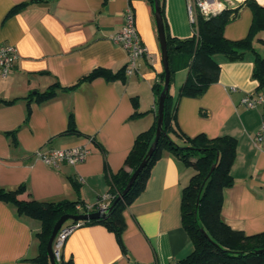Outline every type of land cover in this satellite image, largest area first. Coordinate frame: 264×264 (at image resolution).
<instances>
[{"label":"crops","instance_id":"0c3cea01","mask_svg":"<svg viewBox=\"0 0 264 264\" xmlns=\"http://www.w3.org/2000/svg\"><path fill=\"white\" fill-rule=\"evenodd\" d=\"M236 16L225 24L224 36L246 37L252 9L264 0H233ZM29 2L9 13L10 9ZM167 32L176 39L193 35L186 0H161ZM131 6L135 26L147 55L135 71L125 73L126 50L113 41ZM9 43L16 59L7 76L0 74V186H25L20 198L78 201L95 205L113 196L111 176L125 166L136 135L156 122L158 82L163 65L154 2L150 0H0V45ZM264 54V29L253 38ZM216 82L199 96L177 99L187 67L172 75L169 92L175 124L188 136L229 135L237 140L230 169L233 184L223 190L221 218L246 235L264 232V151L254 141L263 105L248 108L247 94H258L252 77L254 55L229 61L217 54ZM95 69L122 70L124 76L83 79ZM55 87V95L37 101L34 93ZM73 87H69L72 86ZM76 132H68L70 117ZM181 144V142H180ZM84 145L85 160L75 165H46L35 155L41 148ZM194 170L174 153L164 151L152 164L144 189L123 210L122 249L115 233L101 223L84 224L67 236L61 256L72 264H176L192 251L182 224L181 193ZM40 222L17 214L0 201V264H36V233Z\"/></svg>","mask_w":264,"mask_h":264},{"label":"trees","instance_id":"16d2710c","mask_svg":"<svg viewBox=\"0 0 264 264\" xmlns=\"http://www.w3.org/2000/svg\"><path fill=\"white\" fill-rule=\"evenodd\" d=\"M153 4V0H150ZM163 18V7L158 0ZM29 2H23L10 9L12 13ZM252 9V21L246 37L231 40L224 36L226 23L237 14L236 8H228L208 19L201 15L197 17V24L193 27V35L186 39H176L167 32L164 23L170 83L172 75L178 67H187V76L178 89L177 99L185 96H199L206 88L216 82L220 74V65L215 59L217 54L229 61L243 59L246 52L254 55L252 77L257 80V92H264V54L259 53L253 46L256 33L264 29V7L255 1H247ZM103 76L114 79L124 76L123 69L109 72L95 69L83 79ZM164 71L154 85L157 99L163 88ZM69 86V87H73ZM53 85L42 92H35L37 101H44L55 95ZM170 87V85H169ZM177 99L172 100L170 92L164 102L162 131L158 142L147 159L143 169L138 174L128 192L117 199L118 194L127 184L132 172L144 158L149 149L156 129V122L150 128L139 132L126 158L125 166L117 174L111 176L112 192L111 204L115 201L110 212L100 219L88 221H66L70 226L74 223H101L113 231L122 249V231L125 227L123 210L130 205L146 184L150 167L163 154L169 151L176 154L188 167L194 170L188 183L181 193L182 224L190 235L192 251L176 264H264V232L256 235H246L240 230L232 229L221 218L223 190L233 184L230 169L236 153V138L229 135L208 137L204 133L193 137L186 135L175 124V105ZM10 103L13 100H0ZM67 131L76 132L73 120L69 117ZM262 121H264V104ZM181 142V144H180ZM212 166H214L211 171ZM25 191L24 185L14 189L0 186V201L11 203L17 214L27 215L40 222V230L36 233L39 243V254L33 259L36 264H50L46 252V244L56 220L65 213L80 214L76 210L78 201H39L31 197L20 198ZM57 264H72L71 261H56Z\"/></svg>","mask_w":264,"mask_h":264},{"label":"built area","instance_id":"2783aa9c","mask_svg":"<svg viewBox=\"0 0 264 264\" xmlns=\"http://www.w3.org/2000/svg\"><path fill=\"white\" fill-rule=\"evenodd\" d=\"M233 0H186V10L188 13L190 24L192 28L197 24L198 15L208 19L215 16L225 9L236 8ZM125 23L123 28L114 34L113 41L117 45L126 50L127 63L125 66V73L132 74L137 65V61L147 55V49L143 45L141 38L135 26L134 11L131 6L126 7L124 12ZM16 50L13 45L9 43H2L0 45V74L7 76L13 68L16 59ZM241 103L248 108H255L258 105L264 104V92L258 94H247L241 99ZM254 141L257 146L264 151V121H262ZM89 149L84 145H77L69 148H41L35 153L36 157L44 162L46 165L53 168L59 167L61 164L75 165L85 160ZM111 196L105 195L98 199L95 205H81L76 204V210L80 213H87L91 211H100L106 213L111 205ZM81 223H74L67 226L64 223L58 230L53 240V252L56 261L61 259V250L63 244L70 234V232L80 226ZM140 264V263H134Z\"/></svg>","mask_w":264,"mask_h":264},{"label":"water","instance_id":"95a60500","mask_svg":"<svg viewBox=\"0 0 264 264\" xmlns=\"http://www.w3.org/2000/svg\"><path fill=\"white\" fill-rule=\"evenodd\" d=\"M153 1H154V16H155L157 34H158L160 50H161V61H162L163 71H164L163 88L159 94L158 101H157V109H156V115L157 116H156L155 136H154V139H153L149 149L147 150L144 158L141 160V162L138 164V166L132 172L127 184L125 185L123 190L118 194L117 199L122 198L128 192V190L130 189V187L134 183L138 174L140 173V171L145 166L147 159L152 154V152H153V150H154V148L158 142V139L161 135V131H162L164 102H165V99L168 95L169 85H170V70H169V64H168V49H167L165 28H164L162 15H161V9H160V5H159L158 0H153ZM213 168H214V166H212L211 171L213 170ZM115 201L110 205V207L106 213H102L100 211H91V212L80 213V214H69V213L62 214L54 223L52 230H51V234H50L49 239H48L47 244H46V252L48 254L50 264H57L55 257H54L53 248H52L53 240H54L58 230L60 229V227L66 221H68V220H71V221H88V220L100 219L102 217H105L110 212L112 207L114 206Z\"/></svg>","mask_w":264,"mask_h":264}]
</instances>
